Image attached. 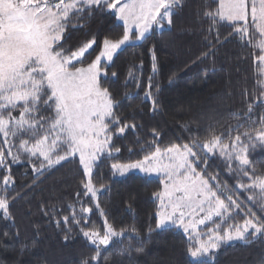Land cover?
I'll return each mask as SVG.
<instances>
[{
    "label": "snow or ice",
    "instance_id": "6c2138e0",
    "mask_svg": "<svg viewBox=\"0 0 264 264\" xmlns=\"http://www.w3.org/2000/svg\"><path fill=\"white\" fill-rule=\"evenodd\" d=\"M214 2L217 7L204 11L203 19L209 22V35L215 32V44L208 40L209 51L203 56L214 55L215 46L222 43L216 26L228 23L241 40L249 38L250 27L259 33L261 39L256 46L262 54L258 60L264 65V0ZM182 7L183 0H0L2 218L12 219L10 205L19 196L8 195L15 186L11 164L20 163L23 157L32 164L38 178L78 157L81 191L76 194V202L68 205L70 216L56 220V226L64 225L65 240L72 228H77L92 246L94 254L82 264L107 261V253L130 254L131 245L125 246L124 240L139 239V231L135 227H114L99 201L102 192L110 188L103 183L98 187L95 181L103 161L114 159V154L121 151L115 147L114 137L134 131L138 125L118 114L121 100L105 84L117 78L116 72L109 74L114 57L137 42L149 41L155 30L161 34L170 30L176 10ZM97 12L112 15L122 24V34L118 38L105 36L99 54L85 64L86 54L97 45V39L93 36L73 50L69 44L71 31L83 28V21ZM150 51L153 76L148 78L144 100L156 113L159 102L153 94L152 80L158 66L154 45ZM133 82L139 88L130 69L125 87ZM135 98L124 95L125 100ZM258 106L264 107V92L258 98ZM254 114L253 103L248 104L243 117L233 114L237 120L250 122L244 131H240L244 124L229 125L218 134L210 128L204 140L192 135L188 142L163 148L157 143L160 133L153 129V141L147 148L141 146L145 152L142 159L111 164L113 175L125 177L139 172L147 180H159L162 188L153 194L158 201L155 227L149 226L147 234L151 237L154 232L182 230L188 241L189 264H216L219 250L236 241H264V176L254 175L249 159L250 148L255 150L257 142L264 146V115L257 120L253 119ZM184 128L187 130L188 125ZM216 156L230 173L247 177L250 182H238L233 189L222 184L218 173L208 172L209 161ZM237 189H258L247 200L258 205L260 215L240 201ZM90 204L103 217V231L89 224L94 211ZM128 209L131 210L130 204ZM241 215L243 219L237 220Z\"/></svg>",
    "mask_w": 264,
    "mask_h": 264
},
{
    "label": "trees",
    "instance_id": "16d2710c",
    "mask_svg": "<svg viewBox=\"0 0 264 264\" xmlns=\"http://www.w3.org/2000/svg\"><path fill=\"white\" fill-rule=\"evenodd\" d=\"M216 7L214 0H183V7L173 16L170 30L163 34L155 30L149 41L137 42L114 57L109 74L114 71L117 78L110 79L105 86L121 100L118 114L138 127L122 137H114V145L121 151L114 154V159L103 161L95 182L98 187L103 183L110 188L99 197L108 220L117 229L135 227L140 238L136 239L133 234V239L124 240L125 246L131 245L130 254L107 253L110 258L101 259L99 264H189L188 241L181 230L154 232L151 237L147 234L149 226L155 227L158 201L153 194L162 188L159 180L156 177L147 180L143 174L135 172L125 177L113 175L112 163L142 159L145 152L141 151V146L147 148L153 141V129L160 133L157 143L163 148L188 142L192 135L204 140L210 128L218 134L229 125L244 124L240 131L246 130L250 122L237 120L233 114L243 117L249 103L254 104L253 119L264 115V107L258 106V98L264 92V70L258 60L262 53L256 46L261 39L258 32L250 27L249 38L241 40L230 24H219L216 31L222 43L215 46L214 55L203 56L209 51L208 40L215 44V32L209 35V22L203 19V13L214 11ZM83 23V28L71 31L69 44L75 50L96 37L97 45L86 54L84 63L87 64L99 54L105 36L118 38L122 34V24L112 15L100 12ZM153 45L158 66L152 80L153 94L159 102L156 113L150 111V102L144 100L148 78L153 76L150 51ZM140 61H143L142 68ZM130 69L139 81V88L135 82L125 87ZM125 93L137 98L125 100ZM184 125H188L187 130ZM249 159L254 175L264 176V146L257 142L255 150L250 148ZM209 164L208 172L218 173L219 181L230 189L238 182H250L247 177L230 173L218 156ZM3 174L4 170L0 169V180ZM11 174L15 186L8 195L19 196L10 205L11 220L0 214V264H82L85 258H90L94 250L77 228L73 227L65 240L64 225L56 226V220L70 216L68 205L76 202V194L81 191L82 168L78 157L38 178L32 164L22 157L20 163L11 164ZM236 192L244 205L261 214L258 205L247 200L256 190L237 189ZM89 206L94 210L89 216L90 226L103 231V217L94 204ZM242 219V215L237 217V220ZM216 264H264V241H236L222 247L216 255Z\"/></svg>",
    "mask_w": 264,
    "mask_h": 264
},
{
    "label": "rangeland",
    "instance_id": "374dc122",
    "mask_svg": "<svg viewBox=\"0 0 264 264\" xmlns=\"http://www.w3.org/2000/svg\"><path fill=\"white\" fill-rule=\"evenodd\" d=\"M263 70H264V65H263ZM10 162V161H9ZM11 163V162H10ZM135 173H139V172H135ZM142 174V173H140ZM118 175V174H117ZM119 176V175H118ZM256 191L258 192V189H256ZM182 231V230H181ZM183 232V231H182Z\"/></svg>",
    "mask_w": 264,
    "mask_h": 264
}]
</instances>
